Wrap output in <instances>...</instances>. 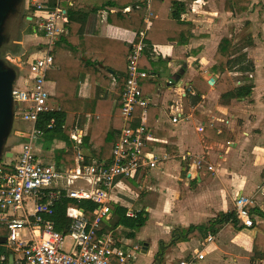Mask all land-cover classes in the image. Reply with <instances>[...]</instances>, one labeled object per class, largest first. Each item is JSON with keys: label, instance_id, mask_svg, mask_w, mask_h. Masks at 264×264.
<instances>
[{"label": "crops", "instance_id": "1", "mask_svg": "<svg viewBox=\"0 0 264 264\" xmlns=\"http://www.w3.org/2000/svg\"><path fill=\"white\" fill-rule=\"evenodd\" d=\"M63 1L71 5L73 0ZM101 1L86 0L89 5H98ZM180 1L184 3L182 20L192 23L191 39L186 45L170 43L154 46L152 61H163L164 67H160L162 74L159 78L152 76L143 81L145 84L147 81L155 84L152 91L144 92L150 101L146 151L148 155L161 159V162L141 184L129 180L140 191L134 190L123 180L124 185L118 186L113 191L116 192L110 194L112 205L125 207L129 211H142L147 221L134 239H121L123 248L117 249L130 252L129 264H179L190 260H193V264H264V257L254 252L255 230L246 228L241 223L240 230L226 225L216 236L211 235V242H208V238H193L167 246L164 250L160 248L161 242L164 245L170 243L175 229L185 230L190 226H199L220 213L234 212V200L237 197L251 199L252 208L264 213V41L256 39V34H261L259 36L264 39V0H252L248 12L236 16L246 22V27L242 30H246L244 34L251 37L252 43L250 46L247 44L245 54L254 70L243 74L234 68L227 71V75L237 77L234 87L247 83L245 77L252 80L254 87L250 97L233 99L229 104H224L217 87L208 83L210 77L216 76L217 86L220 79L211 69L216 64L214 56L219 42L228 37L219 36V31L224 30L227 24H218L219 21L216 23L214 17L226 16V20L233 18L225 12L226 0H220L218 5L216 0ZM53 2L60 5L62 0H26V8L22 9L18 20L19 25L25 20L28 21L27 29L32 24L37 25L39 16L35 4L51 6ZM191 2L195 7L191 6ZM61 10L65 14V24L67 11L66 8ZM145 23L148 27V15ZM34 29L35 27L33 31ZM235 29L234 33L237 34L239 28ZM86 30L97 32L100 37L113 41L112 60H115L121 48L119 42L131 46L137 43L132 32L110 25L106 12H100L95 23H85L81 32ZM228 31L227 29L226 34ZM22 33L23 42L16 43L20 48L10 46L7 58L23 72L30 55L24 56L23 60L20 55L29 51L27 47L33 46L37 41L33 34L27 36L24 31ZM144 34L145 30L141 33V38ZM40 35L42 40L39 42L42 43L31 52L35 55L31 60L41 56L44 38ZM18 60L22 62L19 63ZM166 71L170 72L171 77L179 78L176 84L162 76ZM51 83L53 98L56 85ZM113 85H116L115 81ZM82 93L87 95L88 91L82 90ZM97 95H101L100 87ZM174 118H178V121L173 122ZM21 128L23 127L18 129ZM53 147L52 150L45 151L43 144L40 145L37 150L38 158L53 161L56 157L55 150L66 149L65 143L61 141H56ZM15 149L7 151L12 153ZM204 154L208 159L199 167L196 158ZM163 157H167V160H162ZM113 194L115 199H112ZM111 219L112 216L109 215L108 221L102 224L100 233L113 242L112 230L107 226ZM254 221L256 225L264 224V220L257 215L254 216ZM104 230L105 233L102 234ZM11 251L12 249L8 254L9 258ZM201 251L204 252L202 260L197 258ZM12 254L13 258L19 257L18 253Z\"/></svg>", "mask_w": 264, "mask_h": 264}, {"label": "trees", "instance_id": "2", "mask_svg": "<svg viewBox=\"0 0 264 264\" xmlns=\"http://www.w3.org/2000/svg\"><path fill=\"white\" fill-rule=\"evenodd\" d=\"M251 4L252 0H226L224 9L226 13L234 17L248 12ZM55 5L56 3L53 2L50 7ZM59 7L66 8L67 22L63 24L62 37L54 55L56 69L48 74V80L56 85V94L52 101L59 110L52 115L55 119L53 128L47 129L42 125L41 128L43 129V147L45 144L53 145L56 141H61L65 143L66 149H58L55 159L48 161L45 165L55 164L60 171L74 166V156L67 151V146H71L69 136L75 125L79 124L81 132L76 145L82 151L85 163L107 166L112 162V151L117 141V133L122 127V96L128 80V58L132 46L119 42L121 48L115 60H112L113 41L100 37L97 32L86 30L82 33L83 25L90 24L92 21L95 23L99 13L106 12L107 22L110 25L132 32L137 42L145 30L142 38L145 47L139 62V69L159 78L162 71L156 70L155 63L152 61L154 46L170 43L188 44L192 36V23L182 20L184 3L180 0H102L98 5H89L86 0H73L69 5L62 0ZM146 15L150 20L148 27L145 23ZM33 26L37 29V25H30L29 34H33ZM251 43V37H248L247 44L250 46ZM233 44L232 38L221 39L214 56L216 64L211 69L214 75L220 77L217 90L221 93V100L224 104H229L233 99L250 97L254 87L249 77L244 78L247 83L234 87L227 75V71L234 68L243 74L254 70L246 54L233 57ZM114 81L116 85H113ZM141 85L145 93L152 91L155 86L153 81H147L146 84L142 82ZM99 87L101 88L100 96L97 95ZM82 90L88 91V94L85 95ZM147 117L148 111L145 122H143L148 129ZM140 122L138 113V123ZM126 184L140 191L129 180H126ZM66 185V182H61L55 189L63 191ZM109 206L112 219L107 226L112 230L114 246L123 248L120 240L134 239L136 233L145 226L147 217L142 211H129L125 207L112 204ZM70 208L83 211L88 220L92 222L97 205L91 201L70 199L63 193L60 201L52 207V216L46 217L55 231L62 234L68 232L71 221L67 213ZM250 214L253 220L251 228L256 232L254 252L264 257V224L256 225L254 221L255 215L264 220V213L252 208ZM107 221L108 218L102 224ZM239 224L235 212L220 213L205 224L190 226L185 230L175 229L170 243L164 245L161 242L160 248L164 250L167 246H174L193 238L205 240L211 235L216 236L226 225H232L240 230ZM103 233L105 230L102 231ZM6 234V230L0 231V235L6 236ZM103 235L99 233L100 238ZM9 252H5L4 246L0 245V264H9ZM3 257L7 260L2 261Z\"/></svg>", "mask_w": 264, "mask_h": 264}, {"label": "built area", "instance_id": "3", "mask_svg": "<svg viewBox=\"0 0 264 264\" xmlns=\"http://www.w3.org/2000/svg\"><path fill=\"white\" fill-rule=\"evenodd\" d=\"M35 7L39 16L36 32L44 38L43 54L26 64L22 74L17 75L12 92L15 115L21 116L26 128L17 133L22 139L17 164L0 162V231L6 230L7 233L0 237L6 238V243L12 247L11 253L19 254L13 264H129L130 252L126 254L115 248L109 237L100 238L99 233L102 222L110 215V194L124 185L123 180L141 184L161 162L146 151L148 129L143 122L150 101L144 95L141 83L152 74L139 69L145 47L143 39L132 46L128 58V80L122 96V127L117 133L111 164L95 166L85 163L82 151L76 145L81 132V126L77 124L69 136L71 146H67L75 164L60 171L55 165L39 162L37 150L42 144L41 125L52 129L55 123L52 115L59 110L52 101L49 91L52 83L48 74L55 69L54 55L62 37L65 14L58 4L51 8L38 3ZM177 121L178 118H174L173 122ZM207 159V155H201L196 158V163L200 167ZM209 169L213 170L211 166ZM79 179L90 181L88 189L70 190L71 181ZM61 182L67 183L63 191L55 189ZM63 193L70 199L94 202L97 205L94 220L90 222L83 211L70 208L68 232L55 231L46 217L52 216V207L60 201ZM30 205L32 209H29ZM252 206L253 201L247 197L234 200V212L246 228L253 226ZM212 240L213 237L209 236L208 242ZM203 253L201 251L197 258L202 260ZM1 260L7 259L3 257ZM179 264H193V260Z\"/></svg>", "mask_w": 264, "mask_h": 264}, {"label": "rangeland", "instance_id": "4", "mask_svg": "<svg viewBox=\"0 0 264 264\" xmlns=\"http://www.w3.org/2000/svg\"><path fill=\"white\" fill-rule=\"evenodd\" d=\"M216 1L217 2H215V3H217V5H218L220 0H216ZM204 2H207V0H204ZM191 6L195 7V4L191 2ZM18 15H20V14L18 13ZM18 15H17V18L14 17L12 19V21L10 22V24H9L8 31H7V41L4 44L5 46H3V49H2V52H1V56H2V59H5V62L9 66L13 67L16 70L17 75L19 76L20 74H22L21 68L17 69L14 66V64H12V61L10 62L9 59L7 58V56L9 55L8 48L10 46H15V47H19L20 48V46L19 45L17 46L16 43L17 42L18 43L23 42V36L24 35H22L23 34L22 31H24L25 32L24 34L27 35V36H30L31 34H29V29H27L28 21L25 20L23 24L21 23L20 25H17V24H19V21L17 20L19 18ZM238 18L239 17L234 16L233 18H230V20H226V16H220V18L214 17V20H215L216 23L219 21L218 24L220 22H226L227 26L225 27L224 30L222 29L221 31H219V36L228 35V37H231L234 40V44L238 45V46L234 47V50H233L234 54L233 55H235V56L237 55V57L240 54H245L246 48L248 46L247 45V37L248 36H246V34H244V33H246V30L245 31L242 30L244 27H246L245 26L246 22L242 21L241 20L242 18H240V19H238ZM263 20H264V17H263ZM235 28H239L237 34L234 33V29ZM227 29L229 30L228 34H226ZM40 34L41 33H39V32H35L34 33V31H33V37L36 39L37 42L33 46L27 47L30 50L29 51H25L22 55H20V59H22L24 56H27V55H30V58L31 57L33 58L35 56V55L32 54L34 52V49H36L39 46V44L42 43V42H39V41L42 40ZM259 35H261V34H259ZM259 35L257 36V34H256V39L261 41V42H263L264 41L263 37L259 36ZM14 43L16 45H14ZM42 54H43V52H40V55H42ZM29 59H28V62L25 63V65L28 64V63H31L33 61V60H31V59L29 60ZM18 61H19V63L22 62L20 60H18ZM154 65H155V69L156 70H161V68L164 67V64L162 62L155 63ZM230 77H231V80H232L233 84L236 85V83H237V79L236 78L237 77L236 78H234L232 76H230ZM49 91L52 93V85L49 87ZM20 127H23V128L18 129ZM25 128H26V126L23 124L21 116L19 114H16L15 118H14V123H13V126H12V131H11V133H10L8 139H7L6 145H5L6 151L9 150V149L10 150H14L15 148L16 149H15L14 152L12 151V153L14 154L13 157H7V156L3 157V159H2V163L3 164H14L15 165L19 161L21 154L18 151L20 150L19 146L22 143V139L17 136V133L22 131ZM44 147H45V149H44L45 151H50V150H52L53 145L45 144ZM54 152H56V150ZM38 161L41 162L42 164H47L48 163V161L46 159L38 158ZM89 186H90V181L89 180H87V179H79V180L71 181V183L69 184V189L70 190H75L76 188L88 189ZM115 192H113V193H115ZM113 198L115 199L114 194L112 195V199ZM29 209H32V205L29 206ZM2 246H4L5 252H9L10 249H12V247L10 246L9 243H5ZM68 246H69L68 243H66V247H68ZM153 249H154V247H152L151 250H153ZM128 252L129 251H127L126 253H128Z\"/></svg>", "mask_w": 264, "mask_h": 264}, {"label": "water", "instance_id": "5", "mask_svg": "<svg viewBox=\"0 0 264 264\" xmlns=\"http://www.w3.org/2000/svg\"><path fill=\"white\" fill-rule=\"evenodd\" d=\"M20 8H26V0H0V162L4 156H12V153L6 151L5 145L12 131L15 118L16 106L14 104L12 92L17 79L16 70L9 66L1 56L4 44L7 41V31L10 22L19 12ZM36 30L34 29V33ZM163 77L169 78L174 84L178 82V77L170 76V72L166 71ZM217 77H210L208 83L212 87H216ZM6 243L5 237H0V245ZM10 264H13V254H10ZM159 264V262L157 263Z\"/></svg>", "mask_w": 264, "mask_h": 264}, {"label": "flooded vegetation", "instance_id": "6", "mask_svg": "<svg viewBox=\"0 0 264 264\" xmlns=\"http://www.w3.org/2000/svg\"><path fill=\"white\" fill-rule=\"evenodd\" d=\"M22 9H23V8H20V10H19V12H18L19 14H21ZM18 13L16 14L15 18H17ZM18 17H19V18H18L17 20H20V17H21V16L18 15ZM17 25H19V24H17Z\"/></svg>", "mask_w": 264, "mask_h": 264}]
</instances>
